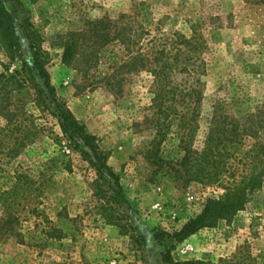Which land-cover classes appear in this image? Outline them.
Returning a JSON list of instances; mask_svg holds the SVG:
<instances>
[{"label": "rangeland", "instance_id": "374dc122", "mask_svg": "<svg viewBox=\"0 0 264 264\" xmlns=\"http://www.w3.org/2000/svg\"><path fill=\"white\" fill-rule=\"evenodd\" d=\"M3 1L21 47L12 58L0 41V264H264V176L235 215L177 235L209 199L245 188L250 149L264 144V0ZM95 21L108 22L107 36L91 33ZM122 27L127 42L116 37ZM154 38L174 66L163 113ZM188 41L199 50L195 73L174 63ZM35 51L57 96L97 137L127 203L116 201L115 180L92 165L94 154L71 147L39 73L24 68ZM189 84L199 105L197 93L182 98ZM214 112L240 133L226 132L228 156L196 179Z\"/></svg>", "mask_w": 264, "mask_h": 264}, {"label": "trees", "instance_id": "16d2710c", "mask_svg": "<svg viewBox=\"0 0 264 264\" xmlns=\"http://www.w3.org/2000/svg\"><path fill=\"white\" fill-rule=\"evenodd\" d=\"M247 2H251L254 0H246ZM146 7L142 6L140 13H145ZM124 18L127 15H123ZM108 22L104 23L103 21H95L92 22V31L91 33H98L99 36L104 37L107 36L106 30L108 27ZM116 37L122 41L127 42L129 39L127 31L125 27H122L118 30ZM128 37V38H127ZM0 41L3 46L6 48L7 52L12 58H15V55L19 52V48L21 47L20 40L17 34L16 26L14 23L12 13L7 9L6 4L3 0H0ZM153 47H154V62H156V67L154 68V79L156 92L154 97V103L161 110L164 104L173 99V96H170L169 89L166 88V82L169 77V73L172 72L174 66L173 63L170 62V54L165 49L164 43H158L157 40L153 39ZM187 45L189 46L187 49L182 51L183 57L179 59L176 57L174 63L176 67L182 71H190V73H195V68L191 69V62H194L195 53L197 50V46L192 44V42L188 41ZM76 48V42L72 40L70 43H67L64 53V58L66 61L71 60L74 56V52ZM180 51V50H178ZM27 68L31 71H37L39 73L40 78L43 80V88L46 89L47 94H50L53 98V102L56 105V110L54 111V115L58 119L60 127L63 133L68 137L70 141L71 147L75 149H81L82 146H86L90 152L94 154V158H90V152L86 150H82L85 155L90 158V162L94 167L98 169L101 175L108 173L112 178H114L117 188H112L115 192V199L118 203L124 204L127 203V199L124 195L122 185L120 183L119 177L115 175L112 168L107 164V156L99 151L98 144L95 143L97 139L96 136L89 134L84 125H82L74 116L72 111L68 108L67 104L63 102L56 94L55 87L50 82L49 73L46 70L45 62L42 60L39 52H34L33 65L30 67L29 64L25 61L24 68ZM14 77V76H11ZM24 84H19L16 90L24 89ZM42 94H44V90H41ZM199 94L198 97V105L201 102V92L194 88L193 84L184 85V89L182 90V98H190L194 97L195 94ZM197 107H194L191 117L183 116L186 120L184 123L191 124V120H196L197 116H195V112ZM190 110V108L188 109ZM255 116V115H253ZM221 118L217 112L213 113L210 122V128L207 132L206 143L204 149L200 153V157L202 160V165L199 170V173L196 175V179L201 178H209L211 177L213 167L216 165H221L222 161L225 157L228 156L226 154V150L221 149V145L224 141H227L229 136L228 134L233 135V137L239 136L238 127L231 128L230 131L226 130L222 127ZM264 127V126H263ZM258 129L255 128V131ZM247 134H252L254 132V127L247 126L243 130ZM231 140V139H230ZM233 140V138H232ZM225 149L226 146L223 145ZM185 163H191V157L186 156L184 158ZM264 176V144L254 143L250 149L249 155V165L248 171L245 176L244 182L246 183L245 188L239 187L237 185L229 194L226 195V200L219 199L213 200L209 199L205 208L201 215L197 218L189 221L184 227L178 232V236L181 239L193 234L197 230L205 227L212 226L214 222L218 219L229 218L235 215L239 210L244 208V202L247 198L251 197L254 191L260 186L263 181ZM159 238V236H157ZM136 241H145L142 236H133ZM165 261L169 264H173L169 257H166ZM176 264H198V262L187 261L184 263H176Z\"/></svg>", "mask_w": 264, "mask_h": 264}]
</instances>
